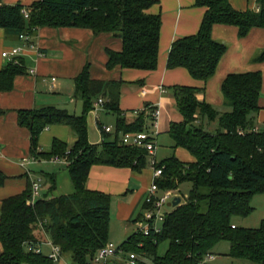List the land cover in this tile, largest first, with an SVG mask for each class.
Listing matches in <instances>:
<instances>
[{
  "label": "trees",
  "instance_id": "trees-1",
  "mask_svg": "<svg viewBox=\"0 0 264 264\" xmlns=\"http://www.w3.org/2000/svg\"><path fill=\"white\" fill-rule=\"evenodd\" d=\"M155 0H34L5 3L0 0V28L19 38L22 33L36 34L39 27H79L91 29L94 34H112L122 38L121 50L108 49V68L121 66L147 71L157 69L162 16L149 8ZM259 10L235 9L230 0H197L206 8L199 30L175 39L170 47L167 67H185L189 73L205 83L212 78L228 45L213 37L215 24L235 25L241 37L253 27L264 28V0H257ZM24 10L28 11V17ZM256 61H264V48ZM22 61V60H21ZM25 66L14 61L0 70V90L9 91L16 75L24 73ZM263 83L262 72H232L221 84L225 104L230 110L220 111L213 104L199 98L205 86L173 85L176 105L182 120L172 123L169 133L174 146L188 149L195 157L183 161L171 156L158 161L163 167L157 179L162 191H180V185L190 181L192 186L180 204L169 210L156 231L135 230L120 248L135 252L137 264H223L206 260L216 254L215 248L223 241L230 243L226 256L242 258L253 264H264V219L258 227L236 224L233 217L251 212V197L264 192V129H257V113ZM120 83L91 78L89 67L75 78V96L83 102L81 114L66 108L47 105L19 110V123L31 133V156L36 158H65L74 191L59 196H44L32 203V185L2 200L0 208V241L3 250L0 264H42L52 262L46 255L26 248L36 243L42 227L49 238L61 246L72 264H93L98 251L106 246L110 234L111 200L109 193L91 189L87 180L94 164L131 166L142 169L150 164L144 148L126 145L121 133L150 131L152 116L147 110L127 121L119 108ZM103 96L104 107L117 113L116 129L111 139L91 144L88 138V113L94 101ZM153 109V105L146 103ZM213 122L218 126L211 129ZM67 124L76 139L69 146L55 138L48 151L39 150V138L51 124ZM109 133V132H107ZM7 175L0 171V185ZM50 190L56 187L55 175ZM145 209H154L144 203L135 222L145 221ZM168 241L164 254L158 245Z\"/></svg>",
  "mask_w": 264,
  "mask_h": 264
},
{
  "label": "crops",
  "instance_id": "crops-1",
  "mask_svg": "<svg viewBox=\"0 0 264 264\" xmlns=\"http://www.w3.org/2000/svg\"><path fill=\"white\" fill-rule=\"evenodd\" d=\"M33 1L3 0L5 3L22 2L25 4ZM196 1L155 0L149 8L150 13H160L163 21L159 41L158 67L152 71L121 66L108 68V49L121 50L123 41L120 37L107 33L96 35L88 28L39 27L34 35L36 48L23 49L17 58L16 63H22L25 66V72L16 75L11 90H0V171L7 175L4 183L0 185V208L4 198L24 191L29 183L32 185L34 180L39 181L42 176L52 178L55 175L57 177L54 172L56 167L61 165L67 167L65 158L56 160L54 157H35L34 161L22 165L24 157L33 156L30 154L31 133L27 127L19 123V110L54 105L69 111L68 107L74 102L75 109L79 105L78 109L83 111L82 100L76 101L79 97L75 96V78L85 66L89 67L91 78L105 81L115 80L120 83L119 108L124 112L128 122L136 119L138 115L136 110L142 111L146 103L159 107L158 126L152 128L157 141V160L160 153L158 141L164 135L172 138L169 133L172 123L182 120L173 89L170 88L173 85L205 86L199 98L214 105L221 96L217 89L221 90V84L229 73L259 70L263 75V83L259 100L261 109L256 115L257 129H264L262 127L264 125V61L254 59L257 53L264 48L263 27H253L246 36L241 37L237 26L215 24L212 31L213 37L226 43L228 49L221 58L215 75L206 83L194 78L185 67H167V58L173 41L199 30L206 8L197 5ZM230 1L232 6L238 10L256 9L258 6L257 0ZM21 44L20 38L8 35L3 28H0V70L12 62L3 56V51ZM53 77L56 79L54 80ZM112 116H114V122L111 120L105 122V118L108 120ZM117 116L116 112L105 108L98 112L90 110L87 119L88 138L91 144H101L103 140L114 137L112 132L116 129ZM104 126H111L112 131L107 133ZM71 130L67 124L49 125L40 135L39 150H50L55 138L71 146L76 139L75 133ZM169 140L174 149L173 154L165 158L161 155L160 157L163 158L160 160L171 156H177L183 161L195 159L188 149L182 146L175 147L173 138ZM149 168L148 165L139 170L131 166L94 164L89 172L87 186L111 195V220L115 217L125 227L129 224L136 226L139 223L135 222V219L143 210L146 196L154 179L153 169ZM38 176L40 178L37 180ZM55 182V188H57V178ZM48 188L47 190L50 191V185ZM42 192L44 194L40 193L39 197L45 195L52 197L48 192L46 193V189ZM49 240L51 239L48 234L41 227L36 235V244L41 246L42 254L46 256L51 251ZM2 250L3 245L0 241V254ZM122 253L127 256V252H118L113 259L110 258L108 263L126 264V256L124 254L121 256ZM93 264L104 263L93 262Z\"/></svg>",
  "mask_w": 264,
  "mask_h": 264
},
{
  "label": "built area",
  "instance_id": "built-area-1",
  "mask_svg": "<svg viewBox=\"0 0 264 264\" xmlns=\"http://www.w3.org/2000/svg\"><path fill=\"white\" fill-rule=\"evenodd\" d=\"M1 5V3H0ZM259 6L256 7L259 10ZM25 15L28 17V11L24 10ZM22 44L20 46L12 47L3 51V56L7 57L11 61L17 62L18 56L25 48H36V43L34 41V35L31 33H22L19 36ZM33 72V70H31ZM55 80L56 77H53ZM105 98L103 96H99L94 101L93 110L98 112L100 109H104ZM143 110H147V113L151 114L152 116V128H156L158 126L159 116H160V109L159 107L155 106L151 110L148 107L143 108ZM136 113H139L136 110ZM104 130L107 132L112 131L111 126H104ZM156 135L154 130L150 131H140V132H126L123 133L121 136L122 143L134 147L144 148L148 152L150 166L154 172V179L151 183L149 188L148 194L146 196L145 202L152 203L154 205V209H145L144 216L145 221L143 223H139V229L142 230L145 234L150 232L151 226H154L156 231H160L161 228L156 224H152L155 219L156 221H162L163 216L160 214L162 207L165 203L170 200L171 196L173 195V191L165 190L162 191L159 189L158 183L156 182L157 179L162 175L163 167H158V160L156 158V150H157V141ZM54 159H59V157H54ZM35 160V157H24L22 159V165H27L28 163ZM40 188L41 183L39 181L34 180L32 183V197L31 202L34 203L38 197L40 196ZM48 244L51 247V251L48 253L47 257L52 262H59L63 258V252L61 246L54 243L52 240H49ZM26 248L29 251H33L35 253H42V248L40 245L34 242H28L26 244ZM118 252H124L120 246L115 244L114 242H109L106 246L101 248L96 256L94 257V262H103L104 264H109L110 258L116 255ZM214 258L213 254H208L206 256V260H211ZM126 264H137V254L135 252H127V256L125 259ZM111 264V262H110Z\"/></svg>",
  "mask_w": 264,
  "mask_h": 264
},
{
  "label": "rangeland",
  "instance_id": "rangeland-1",
  "mask_svg": "<svg viewBox=\"0 0 264 264\" xmlns=\"http://www.w3.org/2000/svg\"><path fill=\"white\" fill-rule=\"evenodd\" d=\"M219 91L220 99L219 101H217L216 103H214L215 107L218 108L220 111H226V110H230V106L225 104V97L222 94L221 90L218 88L217 89ZM80 98H78L76 101H80ZM264 102V99H263ZM55 104V103H54ZM69 108V112L73 113V114H81L82 110L75 109V103L73 102L71 104V106L68 107ZM114 116H112V118H108V120H106V118L104 119L105 122H109L111 120V122H114ZM216 126H218L217 122H213L211 125V129H214ZM262 127H264V125H262ZM72 133H74L71 130ZM168 137V140H167ZM170 136L164 135L162 136V138H160L159 142V148H160V153L158 156V161H161V158H165L167 156H170L171 154H173V147L171 144V140ZM170 141V143L168 142ZM163 157H160V156ZM151 168L150 164H148V168ZM149 168V169H150ZM46 170V169H44ZM39 171L41 172V169H39ZM54 172L56 173L55 178H57L58 180V187L54 188L53 190L48 191L47 189L49 185H51L52 180L51 178L48 176H42L41 179L39 180L40 183L42 184V188L40 189V193L42 195V190L46 189V193L48 192L50 195L52 196H58L61 194H67L69 192H72L74 190L73 187V183L69 174V170L66 166L61 165L59 167H56ZM37 173V172H35ZM39 174V173H37ZM40 177H37V180ZM151 183V181H149ZM67 184H68V189H67ZM70 185V186H69ZM192 186V183L190 181H185L180 185V195L183 196H187L189 194L190 188ZM70 187V188H69ZM72 190V191H70ZM178 191L173 192V195L171 196L170 200H168L165 205L162 207L160 214L162 216H164L169 210H171V206L168 205V202L171 201L173 199V197H175L176 195H179ZM44 194V193H43ZM251 206L253 207V209L251 210V212L247 215H236L233 217V220L236 224L240 225V226H245V227H258L260 226L262 220L264 219V192H257L255 194L252 195L251 197ZM113 216V214H112ZM161 221H159L160 224ZM138 225L134 226V224H129L128 226L125 227V225H123V223H120L119 221L116 220L115 217H113V219L111 220L110 223V234H109V240L113 241L115 244H117L118 246L121 245L124 241L127 240V238L135 231L137 230ZM168 247V241H162L159 243L158 245V252L159 254H164L166 249ZM230 248V243L228 241H223L221 243H219L217 245V247L215 248L216 251V256L214 255L213 260L216 258L215 262L217 263H223V264H253L251 261L247 260V259H242V258H233L230 256H226L224 254V252L228 251ZM124 253L121 254V256ZM124 256H126V254H124ZM114 256H112L111 258L113 259ZM42 264H72L71 259L68 255H64L63 259L60 260L59 262H46V263H42Z\"/></svg>",
  "mask_w": 264,
  "mask_h": 264
},
{
  "label": "water",
  "instance_id": "water-1",
  "mask_svg": "<svg viewBox=\"0 0 264 264\" xmlns=\"http://www.w3.org/2000/svg\"><path fill=\"white\" fill-rule=\"evenodd\" d=\"M181 200H182V197L180 195H176L175 197H173L171 201L168 202V205L175 207L178 204H180Z\"/></svg>",
  "mask_w": 264,
  "mask_h": 264
}]
</instances>
